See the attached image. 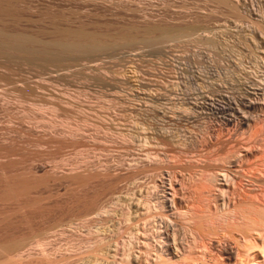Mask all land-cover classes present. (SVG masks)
<instances>
[{
    "label": "rangeland",
    "instance_id": "374dc122",
    "mask_svg": "<svg viewBox=\"0 0 264 264\" xmlns=\"http://www.w3.org/2000/svg\"><path fill=\"white\" fill-rule=\"evenodd\" d=\"M233 1L236 11L211 0H19V29L53 36L55 19L109 39L129 33L134 41L74 53L57 65L13 50L0 56V264H246L237 232L206 234L207 247L192 262L170 189L168 231L158 217L154 235L137 205L153 181L160 183L154 197H162L168 170L193 171L200 165L192 158L200 157L206 169L240 175L247 194L264 191V175L254 174L264 163L263 134L250 139L239 114L226 126L228 111L217 108L241 105L264 128V0ZM156 25L182 26L188 36L147 41L159 34L149 30ZM173 153L182 163L173 164ZM241 153L247 171L237 165ZM228 158L236 163L227 165ZM222 186L213 187V204L225 190L237 194ZM134 219L148 235L133 231ZM226 244L235 248L229 257ZM258 259L248 264H264L263 252Z\"/></svg>",
    "mask_w": 264,
    "mask_h": 264
},
{
    "label": "bare ground",
    "instance_id": "6f19581e",
    "mask_svg": "<svg viewBox=\"0 0 264 264\" xmlns=\"http://www.w3.org/2000/svg\"><path fill=\"white\" fill-rule=\"evenodd\" d=\"M20 1H22V0H20ZM211 1H214L215 3H225V4L229 5L232 10L234 9L235 11L237 9L236 2H234L233 0H211ZM18 2H19V0H0V56H2L3 54L5 55L6 53L9 52V50H11V51L13 50L14 52H17L19 55L22 54L21 56L25 55L24 57H26V59L28 61H34L36 59L42 58L44 63H49L50 65H57L56 63L62 62L63 59L73 55L74 53H79V54L80 53H90V52L94 53V52H97L99 50L102 51V49L105 50V48L111 47L115 44H119L120 41H122V43H128V42L133 40V38L129 35V33H125V32L123 33L122 32L121 33V40L116 39V37L109 39L108 35L106 37V34H101L100 32L90 30L85 26H81V27L63 26L62 23H59L55 19H54V21L52 20L53 21L52 26L54 27V31H52L54 33L53 36H50V35L48 36L47 31H45L46 29H43V28L40 29V33H33L31 31L24 30V29L22 30V29H19V26L22 24L21 20H22L23 14L21 12V9L19 7L20 5L18 4ZM36 4L37 3H35L34 5H36ZM21 5H23V4H21ZM5 17L10 18L11 23H13L14 27H16L14 30H7L8 27L6 28V26L8 25L9 19L6 20ZM45 17H47V16H45ZM47 21H49V20H47ZM31 23L33 24V22H31ZM179 27L180 28L176 29V28H174L172 26H168V25L150 26L149 30L153 31L152 33H155L156 31H158L159 34L156 37L152 36V38L150 36H148L150 39H148L147 41L150 40V42H155V41H161V40H169L172 38L178 39V37H181V38L187 37L188 33L185 36H183L185 34L184 33L185 30L182 26H179ZM42 34H43V36H42ZM118 36L120 37V35H118ZM250 93H249V95H250ZM259 97H261V96H259ZM250 99H252V98H250ZM252 101H254V100H252ZM240 106H238L237 104H235V106H233L232 104H229V106H226L224 104H221L220 102H217V108L218 109H221V110L223 109V110L228 111V112L226 111L227 116L224 114L226 116L225 120H224L225 125L229 126L233 122L234 118L238 116V115L236 116V114H239L242 117V123L246 124L247 126L250 127V131H249L250 132L249 133L250 139L259 138V137H261L260 134H263V136H264L263 130L261 131L262 127L258 126L259 127L258 128L257 127L258 124H256V122L254 120H252L254 118H250V115H248L247 113L244 114L245 110H242V108ZM184 110H185V108H184ZM241 113H243V114H241ZM252 117H254V116H252ZM253 121L255 124L253 123ZM143 127H145V126H143ZM220 129L223 130L222 128H220ZM262 129H264V128H262ZM259 131H260V133H259ZM146 138H148V137L146 136ZM175 139L178 140L177 138H175ZM145 141H146V143L149 142L148 139ZM181 141L179 140V142H181ZM261 141H264V137H263V140H261ZM146 143L144 142V144H146ZM177 143H178V141H177ZM261 143H259V144H261ZM178 144H180V143H178ZM182 144H184V143H182ZM262 145H263V143H262ZM244 150H246V149H244ZM160 152H162V151H160ZM150 153H147V150H146V154H150ZM170 153H168V156H166V157L170 156V158H171ZM159 154L160 153H158L157 156L158 157L161 156V158L164 159L162 157V155L160 154V156H159ZM174 154L175 153H173V156H174ZM261 154L264 155V148L261 149ZM177 155L178 154H175V157L172 156L173 158L171 160L173 162V164L175 162V165L179 161L182 163V161L180 159L176 158ZM155 156H156V154L154 155V158H155ZM247 156H248V154H247ZM178 157H179V155H178ZM194 157H196V156H194ZM180 158L185 159L184 157H181V156H180ZM200 158H192L193 159L192 162L198 163V165H200V166L197 167L198 166L197 165L196 166L197 168L194 167L193 171H191L192 168L191 169L188 168L191 172H189V170H188V171H184V173L183 172L179 173L176 169L177 167H175V170L177 172L173 171L174 170L173 168H172V170L167 169L169 171L168 172L169 176L167 179L169 183H167L163 179V183L167 187L165 186L166 188H165V190H163L164 192L162 193L163 195H161L162 197H159V195H157V193H156V197H154L155 196L154 192L159 187L158 184H160V183H157V181H153L152 182L153 184L152 185L150 184L151 186H148V188H146L147 190L141 189V190H143V192L140 191L141 194H140V197H138L139 198L138 200H141V202L140 201L137 202L138 207L140 205L139 203H141V206H143V208L145 209L144 214H146L147 220L152 221L149 224H151L154 227V231H153L154 235H156L155 233L158 234V232L160 230V228H158V226L156 225V223L159 221L158 217L161 218L160 219L161 224L163 222L165 223L164 226L166 227V231H168V226L170 225V221H169L170 218L165 214V212H163V210L167 209L165 199L168 197L167 189H170L171 190V192H170L171 197L173 199V207L176 210L177 215L181 216L183 218L182 220L185 222L184 229H185V232L187 234V239L184 238V242H186L184 245L187 246V248L189 249V253L191 254L189 259H191L192 262L195 259L194 254H196L198 252V249L199 250L202 248L205 249L204 246L207 247V244L204 242V239L207 238L206 234L212 235V233H214V234L219 233V236L225 237L226 234L228 236V235H233V234H231L233 232H237L239 234V236H235V235H233V236L236 239L238 238L237 243H238L239 252L242 253V259H241L242 262H244L246 264L252 263V262L258 263L260 261L258 259V253L259 254H260V252L264 253V191H263V189L260 188L262 190L260 192L261 195H259V192L256 195L253 194V196L250 193L247 194L245 192V190L243 191V189H241L242 185H243V184H241L242 183L241 180L243 178L240 179L239 178L240 175L238 177V175L235 172H233L231 170H224V168L220 171H214V169L210 170L211 168H209V167H207L209 169H206L205 167H203L205 165L203 164V166H202L201 164L206 163L207 159L203 157L204 159H206V161H205L204 159H202V157H200ZM244 158H245V153H241V155H239V157L237 158V162L239 163V164L237 163V165H241V164L243 165L244 162L246 163V160H244ZM259 158L261 160V157H259ZM147 159H148V157H147ZM151 159L152 158H150V160ZM188 159H190V158H187V160ZM246 159H247V157H246ZM158 160H160V159H158ZM158 160H156V161H158ZM220 160H222V159H220ZM229 160L227 162V165H228V163L229 164L236 163V161H234L233 158H232V160L231 159H229ZM262 160L264 161V159H262ZM162 161L164 162V160H162ZM183 161H185V160H183ZM224 161H227L226 158H225V160L223 159V161H222L223 164H226V162H224ZM187 162H189V164H190V161H187ZM187 162H184V163H187ZM255 164L257 165V162L252 164L251 167ZM260 164L261 165H259V163H258L259 166L257 165L258 167L256 168V171L254 174H256L258 172L259 175L260 174L264 175V165H263L264 163H260ZM171 166L169 167V169L171 168ZM251 167H249V168L252 170ZM165 169H166V166H165ZM253 169H255V168H253ZM163 170H161V172ZM251 170H250V172L249 171L248 172L249 173L253 172ZM162 175H164V174L162 173ZM179 175L181 176L180 178H179ZM244 176H245V174H244ZM155 177H158V176H155ZM178 180H180V182H181L180 184L183 187V193H180L182 191H179V189L176 187V183L178 182ZM168 185H169V187H168ZM219 185L220 186L226 185V186L235 187L234 189L236 190L237 194H235V192H234V195H236V196H234L233 193H232L233 196L226 195L227 192L225 190L226 193L223 192V194H221V199L218 198V201L214 202L215 204H213L212 201H214V200L213 199L211 200V198H214V197L217 198L216 193L213 191V187H215V186L218 187ZM222 187H221V189H222V191H224V188H222ZM252 188H249V189H252ZM180 190H181V188H180ZM203 191L205 193L207 192L208 195L206 194V196H204L202 198L203 203H204V205H203L204 208L202 207L203 209L200 210V207L202 205L200 206L199 203H201V201H198V200L200 198V195H202V196L205 195V193ZM222 191L220 190L221 193H222ZM201 192H203L204 194H201ZM214 194H215V196H214ZM177 198H180L182 200L185 199L184 200V201H186L185 204L182 200L177 199ZM197 201H198L199 205L197 204ZM157 210H160V213H157ZM131 219H128V220H131ZM202 220H203V223H202ZM133 222H134L133 231H138L137 233L142 232L144 235H148V234H146L147 233L146 231L142 230V228H139V225H140L139 221H137V220L135 221V219H134ZM201 223L203 224L204 228H202L203 226L200 227ZM205 226H207L209 228L206 229ZM156 237H154V238H156ZM169 237H170V239H173L174 242H176L178 239L176 231H174L172 233L170 232ZM161 243H163V242H161ZM164 243H167V241H164ZM148 245L151 248H153L154 250H157L158 253H160V254L162 253L161 249L159 250V248L153 243V241L148 242ZM161 248L165 249L166 246H163ZM234 249H235L234 247L226 244L223 247L222 252L227 257H229L233 253ZM126 255H127V257H129V254H126ZM122 264H124V263H122Z\"/></svg>",
    "mask_w": 264,
    "mask_h": 264
}]
</instances>
